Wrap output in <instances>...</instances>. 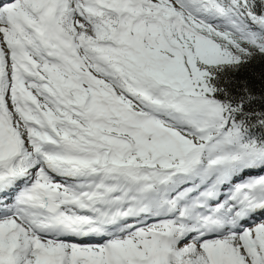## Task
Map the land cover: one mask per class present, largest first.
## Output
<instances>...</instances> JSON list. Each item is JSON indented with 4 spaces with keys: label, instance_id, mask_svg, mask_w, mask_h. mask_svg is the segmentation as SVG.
<instances>
[{
    "label": "snow or ice",
    "instance_id": "6c2138e0",
    "mask_svg": "<svg viewBox=\"0 0 264 264\" xmlns=\"http://www.w3.org/2000/svg\"><path fill=\"white\" fill-rule=\"evenodd\" d=\"M0 264H264V0H0Z\"/></svg>",
    "mask_w": 264,
    "mask_h": 264
}]
</instances>
